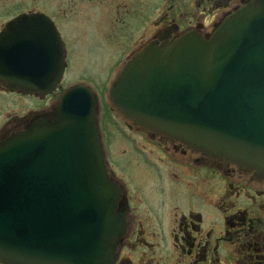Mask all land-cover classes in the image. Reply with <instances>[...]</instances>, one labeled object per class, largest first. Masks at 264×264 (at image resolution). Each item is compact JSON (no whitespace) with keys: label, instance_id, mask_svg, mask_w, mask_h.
Listing matches in <instances>:
<instances>
[{"label":"water","instance_id":"water-1","mask_svg":"<svg viewBox=\"0 0 264 264\" xmlns=\"http://www.w3.org/2000/svg\"><path fill=\"white\" fill-rule=\"evenodd\" d=\"M36 20L17 16L0 33V80L11 91L46 93L61 75L62 56H46L22 32ZM167 34L127 60L112 105L143 130L264 177V0L209 39ZM95 109L90 89L74 86L54 124L34 122L0 143V261L113 264L124 207Z\"/></svg>","mask_w":264,"mask_h":264},{"label":"flooded vegetation","instance_id":"flooded-vegetation-1","mask_svg":"<svg viewBox=\"0 0 264 264\" xmlns=\"http://www.w3.org/2000/svg\"><path fill=\"white\" fill-rule=\"evenodd\" d=\"M253 1L0 0L3 10L0 15L4 19L0 31L17 15L38 16L35 34L31 38L41 50L51 47L52 54L63 58L60 80L48 94L10 92L0 81V98L32 101L24 115L8 116L1 123L0 142L35 121L54 124L60 100L71 86L88 85L94 91L99 105L97 117L107 171L120 191L124 206L125 232L113 264H264V177L242 172L230 163L208 158L180 142L144 131L113 108L109 110L115 116L118 114L122 121L116 116L113 122L100 110L102 93L111 84L113 75L150 41L159 42L161 31L168 32V39L181 37L187 32L209 39L227 16ZM158 2L160 5L155 6ZM141 3L145 6V12L140 13L142 18L138 20L136 16L139 22L134 18L123 29L125 35L129 31L124 48L117 58L108 60V52L114 49L112 54L115 55L122 49L121 36L125 35L120 36L117 27L124 12L128 13L133 4L141 7ZM91 6L102 10L97 23L104 28L103 32L93 28L95 21ZM163 6L168 10L174 7L181 10L169 14L168 10L162 12ZM67 9L69 12L75 9L85 12L79 19L87 24L86 29L73 27L72 15ZM141 27L143 31L135 39ZM76 54L84 55L86 68L92 64L91 72L98 78L104 75L99 83L87 77L76 82L67 78L74 60L72 57ZM103 60L109 63L107 77L105 72L102 75L99 72ZM102 85V90L96 89ZM110 126L118 136V139L113 138L117 145L111 156L107 149ZM126 142L128 151L118 153ZM155 153H158L157 158ZM113 158L116 160L114 164ZM141 162L146 164L142 167L150 172V178L143 180V186L139 185L144 187L143 191L132 189L129 179L131 167H139ZM0 264L5 263L0 261Z\"/></svg>","mask_w":264,"mask_h":264},{"label":"rangeland","instance_id":"rangeland-1","mask_svg":"<svg viewBox=\"0 0 264 264\" xmlns=\"http://www.w3.org/2000/svg\"><path fill=\"white\" fill-rule=\"evenodd\" d=\"M156 5L159 6L160 3L158 2V3L155 4V6ZM143 8H145L144 3H141V7L139 6V4H137V5L133 4L131 10L128 13L124 12V15L122 16V20L118 24V27H117V31L119 32L120 36H121V34L125 35V32H124L125 30H123V29L128 26V24L131 22V20L133 21L134 18L136 19V16H137L138 20L142 18L143 15L140 14V13H142V11L145 12V9H143ZM162 8H163L162 12L168 10L167 6H163ZM156 10L157 11H155L156 12L155 16H157V12H158V9H156ZM179 10H181V8L174 7L173 9L168 10V12H169V14H172V13L175 14ZM2 11L3 10L0 8V12H2ZM67 11L69 12L68 9H67ZM90 12L92 13V15L94 17L93 20L95 21V26H93V28L97 27V28H99L100 31L103 32L104 28L97 23V21L101 17L102 10L100 8H94V7L91 6ZM83 13H85V12H83L82 9L80 10V12H77L76 9L73 12H69V15H72L70 19H71V22H73V27H75V28L80 27V28L86 29L87 24H85L82 20L79 19V18L83 17ZM1 16L2 15H0V23L3 22V20H4V19L1 18ZM138 20L136 19L137 22H139ZM142 31H143V27H141L139 29V32H138V34H136L135 39H137L141 35L139 33H142ZM80 32L82 33L83 31L81 30ZM128 33H129V31L126 33V35L124 37L121 36V38L123 40V44L120 47H122V49L118 50L115 55L112 54L114 49L111 50V52H108V53L106 52L108 54L107 55L108 60L113 61L115 58L118 57V55L120 54V52L124 48V41L126 39L125 37H127ZM133 33L135 35V32H133ZM107 37H109V36H107ZM116 37H118L117 32H116ZM121 38H120V40H121ZM128 38H130V36ZM116 41H117V38H116ZM75 53H77V52H75ZM110 53H111V55H109ZM72 58H74V60L72 62V66H71L72 68L69 70V72L67 74V78L73 80V82H76V81L81 80V79H86V77H87V78H91L94 81L99 83V81H101L104 78V75H102L104 72L106 73L105 77H107L108 72H109V69L107 68L109 66L108 61L103 60L100 63L99 72L101 73L102 77L98 78L97 75L94 74L93 71L91 72L92 64H90V66H89L90 68L89 69L86 68V67H88V65L87 64L85 65V63H84V59H85L84 55H79V54L77 55L76 54ZM74 62H75V64H74ZM78 62H82V64L78 63ZM94 63H95L94 65H97L96 62H94ZM110 64H111V62H110ZM78 67H80V68H78ZM98 75H99V73H98ZM102 88H103V85L100 86V87H97L96 89L102 90ZM104 88H105V86H104ZM4 101L8 102L9 104L8 103H4ZM27 101H29V103H27L26 100H23L21 98H16V97H9L8 100H7V98L6 99L0 98V115L5 114L4 117L0 116V125L5 119H7L8 116L11 118V116L24 115L26 113V110H28V108H30V105L32 104L31 100H27ZM6 104H8V105L5 106ZM100 110H101L102 115L105 118L106 117H110L111 120L113 122H115V120L117 119L116 118V116H117L120 119V121H122L121 117H119L120 114L119 115L116 114V116H115L113 113L110 112V110L108 109V106L105 105L103 102H101ZM110 130H111L110 134H113V135L111 136L112 138L110 137V134L108 136L107 149H108L109 155L111 156V153L114 152V147H115V144L113 143V138L116 137L118 139V136H117V133L115 131H113L111 126H110ZM126 144H127V142H126ZM126 144L122 145V151H118V153L124 154V153H126L128 151L127 150V146H129V145L128 144L126 145ZM154 155H155L154 157L157 158L158 153H155ZM115 162H116V160L113 158L112 159V163L114 164ZM138 165H139V167H135V166L131 167V174H129V176H130L129 179H130V183H131L132 189L137 188V189L143 191L144 187H139V185L143 186V180L145 178H150V172H149V170H147L144 167H142V166L146 165L144 162H141ZM136 178H138V179H136Z\"/></svg>","mask_w":264,"mask_h":264},{"label":"bare ground","instance_id":"bare-ground-1","mask_svg":"<svg viewBox=\"0 0 264 264\" xmlns=\"http://www.w3.org/2000/svg\"><path fill=\"white\" fill-rule=\"evenodd\" d=\"M113 143H114L115 145H117V141H116V139L113 140Z\"/></svg>","mask_w":264,"mask_h":264}]
</instances>
